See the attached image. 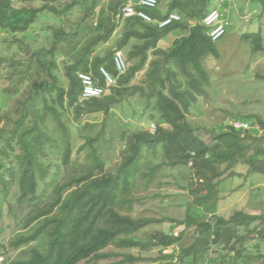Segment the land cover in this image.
I'll list each match as a JSON object with an SVG mask.
<instances>
[{"label": "trees", "instance_id": "trees-1", "mask_svg": "<svg viewBox=\"0 0 264 264\" xmlns=\"http://www.w3.org/2000/svg\"><path fill=\"white\" fill-rule=\"evenodd\" d=\"M19 1L21 7L14 8L11 0H0V31L7 36L1 39L23 51V56L0 59V94L4 102L14 101L6 112L0 104V264H204L206 254L218 252L221 260L215 264H248L238 228L264 217L243 211L228 219L217 216V187L235 165L264 175V121L258 115L239 116L210 130L211 142L205 143L180 104L204 94L209 77L202 59L219 56L201 24L214 0H163L156 9H144L155 20L180 16L164 28L135 17L118 19L130 0L73 1L61 9L50 0ZM36 2L40 5L33 6ZM76 3L83 17L69 29L48 24L46 45L33 47L29 29L45 15L62 19ZM117 32L115 44L101 53ZM173 33L171 45L161 47ZM243 38L253 41L254 53L263 51L260 34ZM115 51L122 54L126 72L101 97L83 100L78 74L91 73L99 85L100 67L116 77ZM3 65L7 74L1 76ZM136 94L156 112V129L123 131L121 160L109 173L98 148L104 127L91 135L94 125L84 124L75 149L65 115L78 124L83 116H107ZM235 121L262 134L236 129ZM158 153L159 162H146L147 154L156 158ZM178 166H188L192 178L184 219L139 215L146 196L136 193L138 187L148 189L158 172ZM12 194L16 198L10 204ZM4 210L15 225L6 240ZM166 220L179 229L177 235L149 230ZM258 237L264 239V230ZM22 251L25 258L13 256ZM257 258L264 264V255Z\"/></svg>", "mask_w": 264, "mask_h": 264}, {"label": "rangeland", "instance_id": "rangeland-1", "mask_svg": "<svg viewBox=\"0 0 264 264\" xmlns=\"http://www.w3.org/2000/svg\"><path fill=\"white\" fill-rule=\"evenodd\" d=\"M11 1L14 8H20L22 5L19 0ZM73 1L81 3L83 0H50L49 2L61 9ZM78 3L60 20H56L50 15L40 18L28 32L29 38L32 39V46L46 45V27L48 24L55 27L62 25L69 29L71 23L79 21L85 12L81 4ZM32 5L39 6L40 3L36 2ZM209 9H216L222 15L225 23V34L215 42L219 56L215 58L207 55L202 59V67L209 77V83L205 87L204 94L195 95L196 100L193 102L183 100L180 103L195 135L205 143L211 142L210 130L218 129L220 125L223 126L227 122L231 123L233 119H238L239 116L258 115L264 121V79L261 78L264 76V51L254 53L252 51L253 41L243 38L247 35L260 34L262 47H264V0H234L232 2L214 0ZM173 35L175 33L169 35L160 46L163 48L170 46L175 38ZM19 36L17 35V37ZM118 36L119 32L100 52L104 53L112 47ZM3 37L7 36L0 31V59H9L17 56V54L23 56V51L16 47H8L4 39H1ZM62 60L61 56L58 57V62H62ZM2 69L1 76L7 74L6 65H3ZM142 74L138 75L139 78L143 77ZM2 81V84H7L5 79ZM0 104L3 112H6L12 109L14 101L4 102L0 94ZM146 105L136 94L122 102L118 107L113 108L111 114L107 116L102 114L83 116L78 124L71 120V114H66L65 118L68 121L66 123H68L72 135L73 147L76 149L79 145L78 129L82 128L84 124L92 123L94 125L91 135H94L103 126V138H101L98 148L106 162V170L109 173L114 172L120 163L121 150L124 147L123 140L119 138L120 134L123 131L127 134L136 130L153 133L156 129L157 124L152 117L157 119V114L155 111L146 109ZM161 126L170 129L164 123H161ZM247 130L254 136L262 134L259 128L251 127V125ZM161 157V153H158L156 158L147 154L146 162H159ZM50 159L52 161L58 160L54 156H51ZM224 167L225 165L217 166L219 170H224ZM222 178L217 187L215 210L217 216L228 219L235 212L243 211L251 216L264 217V175L251 173L246 165L239 164L225 171ZM191 179L188 166L162 169L156 174L154 182L149 185L148 189L142 190L138 187L136 193L146 196L144 204L137 207L139 215L152 216L160 220L164 217L177 220L184 219L186 206L191 201L186 189ZM15 198L16 194H12L9 199L10 204L15 203ZM3 216L5 223L9 224L7 233L2 239L6 240L15 232V225L5 210ZM207 219H210V215H207ZM156 229L173 232L174 235H177L179 231L174 224H170L167 220L159 227L151 226L149 228V230ZM247 230H253V232L247 234ZM262 230H264V219L238 228L237 233L245 236L246 254L249 256L248 264H261L257 256L264 255V239L258 237V232ZM219 254V252L213 255L206 254L204 264H215L221 260ZM13 256L25 258L26 253L22 251ZM1 260L0 255V262Z\"/></svg>", "mask_w": 264, "mask_h": 264}, {"label": "built area", "instance_id": "built-area-1", "mask_svg": "<svg viewBox=\"0 0 264 264\" xmlns=\"http://www.w3.org/2000/svg\"><path fill=\"white\" fill-rule=\"evenodd\" d=\"M221 2H232L234 0H217ZM163 0H130L125 4L117 15L118 19L139 18L146 23L156 24L158 28H164L173 22L180 21V16L176 13L169 14L162 20H155L144 9H156ZM201 24L207 29V35L212 42H217L225 34V23L222 15L216 10L211 9L202 19ZM113 62L117 72V76L111 75L105 68H99V76L103 81V85L96 83L91 73H79L78 78L82 85L81 98L87 100L90 98L101 97L105 93V89L116 84L117 77L123 75L127 70L126 62L119 51L113 54ZM236 129H249L248 123L233 122Z\"/></svg>", "mask_w": 264, "mask_h": 264}, {"label": "crops", "instance_id": "crops-1", "mask_svg": "<svg viewBox=\"0 0 264 264\" xmlns=\"http://www.w3.org/2000/svg\"><path fill=\"white\" fill-rule=\"evenodd\" d=\"M263 51H264V47H263ZM261 52V51H260Z\"/></svg>", "mask_w": 264, "mask_h": 264}]
</instances>
